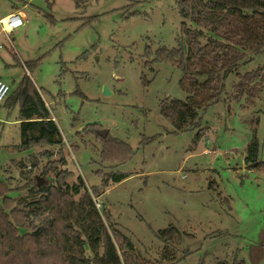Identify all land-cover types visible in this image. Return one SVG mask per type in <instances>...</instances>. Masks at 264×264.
I'll list each match as a JSON object with an SVG mask.
<instances>
[{"label":"rangeland","instance_id":"obj_1","mask_svg":"<svg viewBox=\"0 0 264 264\" xmlns=\"http://www.w3.org/2000/svg\"><path fill=\"white\" fill-rule=\"evenodd\" d=\"M13 4L0 0V15L14 11ZM17 5L26 20L9 41L0 33V78L12 91L25 74L30 77L63 144L17 149L20 104L8 94L0 105V176L14 189L10 195L32 203L41 195L39 187L53 183L64 189L80 175L83 187L75 197L87 190L96 206L109 212L113 227L132 243L127 264L136 259L215 264L234 257L243 264H264V164L249 169L245 162L252 119L258 120V160L264 162V92L244 109L242 100L226 98L240 74L264 67V54L227 75L223 99L202 114L197 137L198 128L176 130L160 113L162 99L187 98L180 85L183 72L167 63L153 62L151 68L144 63L158 47H175L182 37L185 19L177 0ZM148 47L152 54L146 58ZM104 85L110 94L103 93ZM103 129L107 137L128 144L131 156L102 160L97 133ZM65 172L60 184L57 175ZM110 174L123 179L116 182ZM37 176L44 180L41 186L24 188ZM168 227L178 229L180 242L163 258L165 244L157 232ZM124 247L118 245L122 258Z\"/></svg>","mask_w":264,"mask_h":264},{"label":"trees","instance_id":"obj_2","mask_svg":"<svg viewBox=\"0 0 264 264\" xmlns=\"http://www.w3.org/2000/svg\"><path fill=\"white\" fill-rule=\"evenodd\" d=\"M12 1L15 11L17 3L26 2ZM46 1L52 4L55 0ZM177 5L185 19L177 46L158 47L144 63L150 68L153 62L167 63L183 72L180 85L187 98L162 99L160 113L176 130L198 128L199 137L203 131L202 114L223 99L227 75L251 56L264 54V0H177ZM144 54L146 58L151 56L149 47ZM142 80L147 82L144 77ZM263 92L264 67H258L240 74L226 98L242 100L240 106L244 109L254 105ZM8 94L13 103L20 104L21 139L16 148L61 147L59 127L30 77L25 74L15 89L11 91L10 86ZM257 126L258 120L252 119V135L245 154L249 169L264 164L258 160ZM97 134L101 139L102 160L118 162L123 160L120 154L125 159L131 156V147L122 140ZM66 173H59L57 182L64 183ZM111 177L117 182L123 179V174L117 177L110 174ZM29 180L32 182L28 181L24 188L30 183V187L38 186L35 177ZM108 182V177L102 179L103 185ZM82 187V177L78 175L77 181L64 189L53 183L44 185L38 188L41 195L34 202H17L10 195L14 189L0 176V264H127L126 254L133 252L132 243L113 227L109 212L96 206L90 192L86 190L75 197ZM157 235L165 244L162 257L166 258L171 246L180 242L179 231L168 227ZM120 243L125 246L123 258L118 249ZM136 264L150 263L136 259ZM215 264H243V261L234 257L232 262Z\"/></svg>","mask_w":264,"mask_h":264},{"label":"built area","instance_id":"obj_3","mask_svg":"<svg viewBox=\"0 0 264 264\" xmlns=\"http://www.w3.org/2000/svg\"><path fill=\"white\" fill-rule=\"evenodd\" d=\"M25 20V16L20 11H12L8 14L0 15V33L8 39L10 33L24 25ZM9 91L10 85L5 80L0 79V105L4 102Z\"/></svg>","mask_w":264,"mask_h":264},{"label":"water","instance_id":"obj_4","mask_svg":"<svg viewBox=\"0 0 264 264\" xmlns=\"http://www.w3.org/2000/svg\"><path fill=\"white\" fill-rule=\"evenodd\" d=\"M103 93L104 94H110L111 91L108 89L107 85H104L103 86ZM107 132L108 130L107 129H103L99 132V134L102 136V137H105L107 135ZM43 179L39 176L36 177V183L38 186H41L43 184Z\"/></svg>","mask_w":264,"mask_h":264},{"label":"crops","instance_id":"obj_5","mask_svg":"<svg viewBox=\"0 0 264 264\" xmlns=\"http://www.w3.org/2000/svg\"><path fill=\"white\" fill-rule=\"evenodd\" d=\"M15 11V10H14ZM17 11H20V10H17ZM23 15H24V13L22 12V11H20ZM3 35V34H2ZM0 79H2V78H0Z\"/></svg>","mask_w":264,"mask_h":264}]
</instances>
